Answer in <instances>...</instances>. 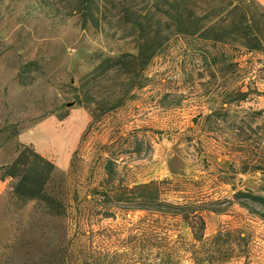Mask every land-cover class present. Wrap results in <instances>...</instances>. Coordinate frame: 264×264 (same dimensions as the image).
<instances>
[{
	"label": "rangeland",
	"instance_id": "1",
	"mask_svg": "<svg viewBox=\"0 0 264 264\" xmlns=\"http://www.w3.org/2000/svg\"><path fill=\"white\" fill-rule=\"evenodd\" d=\"M75 8L0 0V166L33 148L54 163L49 186L67 209H17L0 179V264H264V219L241 203L264 196V0ZM179 8L230 24L229 37L183 34L168 15ZM240 21L261 50L241 45ZM141 48L154 51L143 70L129 63ZM89 107L100 118L88 128ZM165 178L178 183L168 200L204 204L203 241L181 216L111 193Z\"/></svg>",
	"mask_w": 264,
	"mask_h": 264
},
{
	"label": "trees",
	"instance_id": "2",
	"mask_svg": "<svg viewBox=\"0 0 264 264\" xmlns=\"http://www.w3.org/2000/svg\"><path fill=\"white\" fill-rule=\"evenodd\" d=\"M71 1L74 3L76 10H81L86 15L88 14L93 17L92 9L96 0ZM168 15L185 35H191L200 31L199 35L204 39L220 41L224 37H229L230 31H232L230 24L205 26L204 21L210 17L208 13L199 16L188 15L185 8L184 10L179 8L175 9L174 14L168 11ZM240 23L243 25V30L239 32V36L242 39L241 45L250 51L261 50L263 41L259 37V34L252 29V26L245 24L246 22L243 24L240 21ZM256 24H260L259 21ZM153 55V50L141 48L137 55H130L129 63L139 64L143 70L144 65L148 64ZM120 58L119 56L118 59ZM35 64V61L26 63L28 66ZM142 77V75H137V80L135 79V81H138V86L140 87L144 85ZM113 107L115 106L107 109L109 110ZM88 109L91 116V121L88 124L89 128L94 122L99 120L100 116L96 114V110L90 109V107ZM106 167L109 169L108 171L112 170L109 165ZM54 170L55 166L52 161L42 156L33 148L22 145L21 148H18L17 155L11 163L0 166V179L11 178L12 180L8 201L16 206L17 209H21L28 202L35 200L39 203L41 212L55 217L65 216L67 212L65 203L57 195L56 190L49 186L50 182L53 181ZM175 188H178V183L165 178L160 181L138 184L131 188H119L111 193H113L118 201L130 203L140 209H151L156 212L181 216L190 227L193 238L197 241H203L205 221L202 211L206 209L203 208L204 204L193 201L187 198V196H184L186 198L183 201L168 200L169 193L167 190ZM241 194L246 199L241 203L264 219V212L256 210L250 204L255 203L264 208V196L251 192H241ZM102 195L108 196V193L106 192Z\"/></svg>",
	"mask_w": 264,
	"mask_h": 264
}]
</instances>
